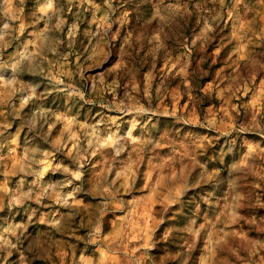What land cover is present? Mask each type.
Segmentation results:
<instances>
[{"label":"rangeland","instance_id":"1","mask_svg":"<svg viewBox=\"0 0 264 264\" xmlns=\"http://www.w3.org/2000/svg\"><path fill=\"white\" fill-rule=\"evenodd\" d=\"M0 264H264V0H0Z\"/></svg>","mask_w":264,"mask_h":264}]
</instances>
